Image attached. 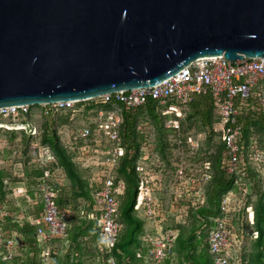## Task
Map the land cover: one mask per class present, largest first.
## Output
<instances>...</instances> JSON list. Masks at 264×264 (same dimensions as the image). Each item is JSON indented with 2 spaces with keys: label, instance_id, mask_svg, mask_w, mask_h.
Returning <instances> with one entry per match:
<instances>
[{
  "label": "water",
  "instance_id": "95a60500",
  "mask_svg": "<svg viewBox=\"0 0 264 264\" xmlns=\"http://www.w3.org/2000/svg\"><path fill=\"white\" fill-rule=\"evenodd\" d=\"M264 58V0H0V109L148 89Z\"/></svg>",
  "mask_w": 264,
  "mask_h": 264
},
{
  "label": "built area",
  "instance_id": "2783aa9c",
  "mask_svg": "<svg viewBox=\"0 0 264 264\" xmlns=\"http://www.w3.org/2000/svg\"><path fill=\"white\" fill-rule=\"evenodd\" d=\"M255 92L258 104L264 110V58L234 62L225 57H217L200 59L153 88L107 94L88 101L94 102L99 109L91 112L92 115L86 118L80 130L72 133L69 141L65 143L62 138V142L69 149L76 164L90 173V187L95 190V212L100 214L98 229L101 250L111 252L122 230L119 223V198L124 195L126 187L123 181L115 180L114 170L119 159L127 154L125 147L118 146L123 110L133 111L143 107L148 101L156 102L162 108L163 114L170 117L167 127L177 130L180 129V120L184 117L187 106L197 98L211 95L221 120L225 143L223 167L233 180V188L221 203L215 226L208 234V247L213 264H245L244 249L259 237L256 230L248 231L245 228L246 224L248 227L256 225L255 210L253 206H247L246 202L249 193V166L264 164V155L259 140L255 137L250 139L247 149L242 146L243 134L241 127L237 125L239 110L236 105L239 99L245 102ZM78 104L81 103L65 102L45 107L48 108V114L51 110H72ZM31 108L14 106L0 109V118L16 122L12 127L0 125V129L25 131L36 137L31 145L30 155L34 164L42 167L43 176L33 189V196L28 194L25 187L17 189L16 195L27 198L31 204L38 202L42 206V215L35 224L38 227L39 242L44 245V261L51 264L54 243L67 234L73 214L69 209L60 208L57 203L62 187L66 184V175L59 168L51 150L41 145L38 139L39 130L31 127L28 120ZM79 140L82 144L76 147ZM148 154L144 155L136 168L139 187L135 211L151 225V230L142 238L144 248L148 249V256L155 264H163L167 251L177 238L176 230L165 228L166 213L169 212L179 219L185 208L183 203H204L201 193L210 180V175L207 172L201 175L189 174L188 170L179 165L172 180V205L166 209L164 203L157 199V192L162 190L158 181L165 178L154 173L149 166L151 157ZM242 211L246 212V217L241 218L239 226H236L234 218ZM7 215L8 212L0 209V219ZM4 236L0 224V249L5 242ZM15 246L13 241L7 242L9 256L5 259L12 257L11 250ZM141 257L139 252L137 258ZM108 263L116 264L115 258L111 256Z\"/></svg>",
  "mask_w": 264,
  "mask_h": 264
},
{
  "label": "trees",
  "instance_id": "16d2710c",
  "mask_svg": "<svg viewBox=\"0 0 264 264\" xmlns=\"http://www.w3.org/2000/svg\"><path fill=\"white\" fill-rule=\"evenodd\" d=\"M104 108L109 109L110 107ZM236 108L239 110L237 125L241 127L243 134L241 143L242 146L247 149L250 139L255 137L259 140L260 149L264 155V110L258 104L257 92H255L254 95L245 102H241L239 99L237 101ZM40 109L42 115L41 119H43L42 123L41 125H33V111ZM97 109L99 108L95 106L94 102H87L78 104L76 108L72 110L60 112L51 110L47 114V107L36 106L31 108V112L28 116L31 127H35L39 130L38 139L41 145L43 147H48L51 150L57 159L59 168L66 175L69 184H73L71 185V191H76L79 193L78 196L92 202L89 209L90 215L85 217L80 214L79 209L74 208L64 200V194L70 190V185L68 187L67 185L62 187L57 203L60 208L71 210L73 215L70 223L71 226L65 237L54 243V250L51 255V264H84V258L88 254L91 255L93 252L100 255L101 262L104 264H109L108 262L111 256L115 258L116 264H155L148 256V249L144 248L142 243V238L144 236V220H142L139 214L135 211L139 187V176L136 168L138 163L142 161L144 155H146L147 149L153 146L154 155H150L151 161H149V164L152 162L154 163V165H152L154 173L161 175L163 178L173 177L175 168L173 166L174 161L171 159L172 151L184 150L185 152L186 150L183 141L187 140L184 138L183 141H180L178 145H174L172 148L169 139L170 131L166 128V123L170 120V117L163 114L162 108L156 102L148 101L143 107L133 111L123 110V122L120 126V142L118 146L125 147L127 149V154L125 157L119 159L117 167L114 170L115 180L117 182L123 181L126 187L124 195L119 198V223L122 226V230L119 239L111 252L101 250V237L100 230L98 229L100 214L95 212V190L90 187L89 179L87 177H83L81 174L83 172L74 161L69 149L64 146L61 134V130L64 127L75 129V125L73 124L76 119L84 118V120H86V118L92 115L91 112ZM192 119L202 123L201 126L206 131H212L213 136H215V139H218L217 141L219 142L217 153L212 162L215 168L214 176H210V180L203 187V191H206L205 194L207 193L211 204L210 214H212L216 219L220 213V206L225 195L233 188V180L224 171L223 161L225 159V143L223 141V132L221 130V120L216 112L211 95L197 98L187 106L184 110V117L180 120V123H184L185 125L183 124L180 130L184 128L183 126H185L184 129H186L188 124L192 123ZM151 120L152 125H146L149 124L146 122H151ZM215 124H218L220 127L217 136L214 131ZM189 126L191 127L193 125ZM76 128L77 132L82 127ZM15 132L16 133H10L4 129H0V135L1 133H4L3 135L9 137V140L12 142L17 139V134L22 135V145L24 148L23 156L26 158V166H29L28 171L25 173L26 177L24 180L26 181L24 182L31 184L32 190H30L28 194L33 196V189L36 187L38 180L43 176L42 167L36 166L30 155V148L36 140V137H33L25 131ZM173 132L176 133L177 130L175 129ZM181 133L182 132L180 131V134ZM152 138L154 139L153 143L151 142ZM81 144L82 141L79 140L76 147ZM207 157V151L204 153L202 150L201 153H198L191 158H193V162H195V160H199L203 161V163H208L209 161ZM155 159L156 161H159L158 165L155 164ZM263 169L264 164H253L249 166V193L247 195L246 202L247 206L251 205L255 210V227L257 228L256 231L259 232V237L255 242H260L261 246L259 247L261 249L263 248L264 251ZM187 170L189 174H194V172H192V167L189 166ZM7 178L8 176L0 170L1 202L2 200H6L9 193L6 183ZM90 197H92V200ZM21 199L25 200L26 198L24 197ZM24 200L22 202L26 201ZM207 204V198L204 203L197 202V204H193L190 201L183 203L185 208L179 219L170 215L169 212L166 213L167 222L165 223V228L176 230L177 238L174 244L171 245L167 251V258L163 264H175V253L183 252V250L188 252L186 251L188 248H190L192 254L187 256L186 253L185 259L191 260L192 264H213L207 239L209 232L215 226V220H213L212 227L205 234V241L204 244H202L203 248L201 249L200 257L194 256L197 248L195 243L190 242L193 238H187L184 235L180 236L182 228H184L186 222L190 219V216L195 210L199 209L197 212L201 214L203 211L209 212V209L208 211H206L207 209H204ZM15 206H18L19 208L22 204L17 205L16 201L13 207L15 208ZM26 206L28 210H24L29 213L25 212V215L23 214L21 217L16 215L15 212L17 210L13 209V207L12 211H9L8 208L1 209L3 208L2 206L0 208L1 210L8 212V215L5 218L0 219V224L5 234V242L0 249V264H46L43 257L44 245L39 242L37 233L38 227L35 224V221L42 215V206L38 202L31 204L28 201H26ZM91 215L94 217L90 218ZM244 217H246L245 211L237 214L234 218V224L239 226V220ZM20 218L23 219L21 220ZM81 219H84V222L76 227L74 222H78ZM19 220L23 222L22 227L15 230V226L19 225ZM246 226L245 227L248 228V224H246ZM16 232L21 237L16 238ZM8 241H13L16 246L11 250L12 257L10 259H5L9 256V250L7 248ZM68 241L72 242V250H74L71 261H69L68 257L67 261H60L58 263L59 260H56L60 255L57 247H64L63 244ZM92 246L95 247V250H93ZM247 249L248 247L244 249L243 254L245 264L249 263L250 253L248 255ZM261 249L251 256V263L258 262L260 264H264V252ZM139 252L142 254L141 258H137V254Z\"/></svg>",
  "mask_w": 264,
  "mask_h": 264
},
{
  "label": "rangeland",
  "instance_id": "374dc122",
  "mask_svg": "<svg viewBox=\"0 0 264 264\" xmlns=\"http://www.w3.org/2000/svg\"><path fill=\"white\" fill-rule=\"evenodd\" d=\"M42 115H41V109L40 110H34L33 111V117H32V124L33 125H41L42 120L41 119ZM192 123L188 124L187 128H185V126H183L184 128L182 130L181 126L184 123H180V129H177V132H173V128L171 127H167L168 122L166 123V128L168 129L169 132V139H170V145L172 146V148L174 147V145H178L180 143V141H183V139L185 138L187 141H183L184 142V147H185V152L184 150H173L172 151V157L171 159L174 161L173 162V166H174V175H176V170H178V166H182L184 167L186 170L187 168L190 166L192 167V172H194V174L200 175L203 173L208 172L210 174V176H214L215 173V168H214V164L213 162V158L215 157L216 153H217V147H218V139H215V136H213L212 131H206L205 129L202 128V123L197 122L196 120L192 119L191 120ZM16 122L11 120V119H0V125H4V126H9L12 127ZM149 124L146 125H152V120L151 122H146ZM85 124V120L84 118H79L75 120V123L73 125H75V129L70 128V127H64L61 130V134H62V138L64 139L63 142H67L70 139V136L72 135V133L76 132L77 128L76 127H82V125ZM185 125V124H184ZM189 125H193V126H189ZM220 129V127L218 126V124H215L214 126V131L215 134L217 136L218 134V130ZM147 130V128H146ZM8 131L10 133H16L14 130L9 129V130H5ZM180 131L182 132L180 134ZM4 133H1L0 135V170L3 171L5 173V175L8 176L6 183H7V189H8V196L6 198V200H0V208L1 206L3 208L1 209H6L8 208L9 211H12L14 209L13 205L16 203V197L13 194V189H12V182H14L15 180L13 179L12 175H15L16 173L19 174V181H22L23 179H25L26 175L25 173L28 171V167L25 164V157L24 155V148L22 145V135L17 134V139L15 141H10L9 137H6L5 135H3ZM219 138V136H218ZM154 139H151V142L153 143ZM182 142V144H183ZM176 143V144H175ZM209 147V150H208ZM188 149V150H187ZM203 150V152L205 153L207 151L208 153V163H203V161H199V160H195V162H193V157L194 155H197L198 153H201ZM147 153H149L151 156L154 155V148L153 146L151 148L147 149ZM156 155V153H155ZM156 157V156H155ZM156 161V159L154 160V162ZM177 161V162H176ZM199 161V162H197ZM24 163V164H23ZM151 164H154L153 162ZM155 164H159V161H156ZM150 167L153 168L152 165H149ZM82 170V172L84 171L82 168H80ZM83 175V177L86 178V175L84 173H81ZM11 177V178H10ZM18 177H16L18 179ZM174 177H170V178H165V179H159V183H160V189L162 188L161 191L157 192V199L161 202L164 203V206L166 207V209H169L170 205H172V196L174 195V183H170L173 180ZM11 179V181H10ZM67 179V178H66ZM71 183V182H70ZM70 185V190L64 194V200L69 203L70 205H72L74 208L79 209V212L81 215L88 217V215H90V205L92 204V202L90 200H86L85 198H81L80 196H78L79 193H77L76 191L72 192L71 191V185H73L72 183L69 184ZM170 186V187H169ZM6 189V190H7ZM206 191H203L201 193V195L204 196V199L208 201L207 206H205L204 209H207L206 211L209 212H202L199 213L197 212L198 210H195L192 215L190 216V219L186 222L184 228H182V231L180 233L181 235H184L185 237H190L193 238V240H190L191 243H195L196 245V253H194V256L200 257L201 254V249L202 244H204V239H205V234L209 231V229L212 227V223L213 220H215L214 216L212 214H210V209H211V204L209 202V197L207 195V193L205 194ZM12 193V194H11ZM91 196V195H90ZM90 199L92 200V197H90ZM203 201V198H202ZM22 206H20L21 210H17L15 213L17 216L21 217L23 214L25 215V210L27 209L26 206V202H22L21 203ZM20 204V205H21ZM13 207V209H12ZM18 206H15V208ZM25 209V210H24ZM28 210V209H27ZM22 213V214H21ZM26 213H29L28 211ZM142 220H144L142 217H140ZM21 220L23 218H20ZM19 220V225H16L15 230L19 229L22 227V221ZM146 220H144V235L145 233V222ZM82 222H84V219L79 220L78 222H74L75 226L78 227V225H80ZM86 226V225H84ZM124 227V226H123ZM246 228V227H245ZM246 230L248 231H254L257 230V228L254 227H248L246 228ZM16 238L21 237L18 235V233L16 232ZM179 236V238H180ZM258 236H259V232H258ZM178 238V239H179ZM257 239L251 241L249 243L247 252L249 255V263L248 264H260V263H251V256H253L255 253L258 252V250H260L261 248L259 246H261L260 242H255ZM255 242V243H253ZM64 247L59 248V246L57 247L58 251H59V257L57 258L56 261H58V263L60 261H67L68 257H69V261H71L72 255H73V251L72 250V242L68 241L65 242L63 244ZM93 250H95V247L92 246ZM263 251V248L261 249ZM185 252L183 250V252L180 253H175L174 255V263L175 264H192L191 260H186V253L187 256L191 255V251L190 248H188ZM86 252V251H85ZM264 252V251H263ZM57 253V252H56ZM55 263V261H54ZM84 264H104L103 262H101L100 259V255L97 253H92L91 255H87L84 258Z\"/></svg>",
  "mask_w": 264,
  "mask_h": 264
},
{
  "label": "crops",
  "instance_id": "0c3cea01",
  "mask_svg": "<svg viewBox=\"0 0 264 264\" xmlns=\"http://www.w3.org/2000/svg\"><path fill=\"white\" fill-rule=\"evenodd\" d=\"M146 154H148V153H146ZM148 155H150V154H148ZM150 165H154V164H150ZM82 171V170H81ZM83 173L86 175V177L89 179V177H90V173L87 171V170H84L83 171ZM13 176V179L15 180L14 182H12V184H11V186H12V189H13V194H14V196H17L16 197V201H17V205L18 204H21V202L24 200V199H21V198H24V197H20V196H18V195H16V190L17 189H20V188H23V187H25V189H26V191H28V192H30V190H32V188H31V184L30 183H25L24 181H26V180H22V181H19L18 182V180H19V174L18 173H16L15 175H12ZM16 177H18V179L16 178ZM11 178V177H10ZM167 178H170V177H167ZM10 181H11V179H10ZM170 183H172V181L170 182ZM65 185H67V187L69 186V181L68 180H66V184ZM170 187V186H169ZM26 201H27V198L25 199ZM24 200V201H25ZM25 201V202H26ZM15 210H21V208L19 207H16V208H14ZM22 214V213H21ZM90 214V213H89ZM26 222H27V220H26ZM146 222V224H145V233H148L151 229V225H150V223H148L147 221H145Z\"/></svg>",
  "mask_w": 264,
  "mask_h": 264
}]
</instances>
